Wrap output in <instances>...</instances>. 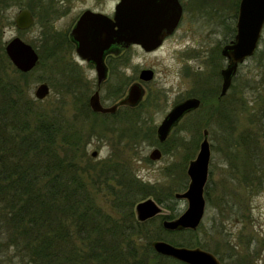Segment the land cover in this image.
Listing matches in <instances>:
<instances>
[{"label":"rangeland","instance_id":"obj_1","mask_svg":"<svg viewBox=\"0 0 264 264\" xmlns=\"http://www.w3.org/2000/svg\"><path fill=\"white\" fill-rule=\"evenodd\" d=\"M19 1L21 5L3 11L5 14L3 13L4 18L2 17L1 22L2 39L6 45L8 41L19 37L33 47L36 45L39 48L42 44L43 32L47 34L53 29L55 32L66 33L67 39L69 31L83 11L90 9L112 17L119 2V0ZM180 2L184 8L182 21L162 46L155 51L146 52L140 46L132 45L125 54L128 59L126 64L114 68L108 81L100 88L103 104L111 106L115 101L108 97V89L117 87L120 92L124 90L123 98L134 82L142 84L144 96L135 115V123L141 131L137 134L124 132L132 121L131 112H120L118 118H113L116 123L110 118L100 117L99 120L107 121L106 126L114 123V126L109 127L112 131L122 127L123 131L113 133L108 132L107 128L108 131L104 130L94 135L83 130L84 140L88 142L86 153L97 162L118 160L119 165L129 168L144 183L162 188L166 193L169 192V188L173 190L172 198L165 197V203H159L155 196H148L142 200L152 198L162 208L161 214L149 219L151 222L146 229L151 233L154 227L162 225V217L172 215L171 219H175L186 211L187 200L177 199L175 194L186 191L188 187V164L196 158L203 139V130L207 129L211 143V159L205 188V214L197 230L189 231L190 233L186 230L187 233L177 239L184 244H192V246L183 244L181 246L200 247L217 254L218 258H222L223 264H264V54L262 52L264 28L256 54L239 66L233 80L234 88L228 91L230 93L228 103L237 109V115L230 129L233 134L230 141H235L237 144L242 136L246 137L245 141L254 139L255 144L250 143L249 146L244 147L248 155L240 144L226 147L227 140L222 138L216 124L197 128L196 117L182 121L180 127L171 133V138L165 143H160L157 139L158 126L176 103L189 97H196L192 94L198 90L212 88L216 70L219 69L221 72L227 64L226 59L221 55V49L233 40L236 34L233 30H236L238 17L239 7L235 5L237 0H180ZM30 4L37 11L35 24L30 29L21 31L16 28L14 20L17 13ZM43 10L46 15L42 13ZM38 47L34 48L40 56L42 48L39 50ZM55 54H57L55 57L46 58L45 64L40 65L29 78L27 77L28 85L26 79L21 78V80L25 83L28 98L36 109H43L50 115L59 113L64 119L80 122L75 118L80 103H77L72 93H65L66 80L60 67L65 68V63H73L81 70L83 85L78 86L76 90L85 91L88 100L97 89L94 67L83 61L77 55L75 48L67 46L64 38H62V51L58 50ZM142 69H152L154 78L149 82L140 81L139 73ZM18 75L19 73L13 74L14 77ZM43 82L48 83L50 94L45 99L38 100L34 93L38 85ZM125 82L128 84L125 85ZM221 82L220 77L216 82L219 94ZM153 136L157 142H154ZM161 144L164 146H160ZM155 148L162 152L159 160L149 158ZM95 151L98 155L93 157L92 153ZM112 184L116 188L119 187L116 182ZM96 191L99 192L98 204L108 211L112 200L110 190L108 188L102 190V185L97 184ZM134 212L137 219L135 208ZM144 236L141 237L143 240H145ZM164 241L171 243L169 240ZM137 243L139 247L144 245L143 241L141 243L137 240ZM21 260L13 249L9 248L8 251L0 249V264H19L22 263ZM158 260L154 262L163 264Z\"/></svg>","mask_w":264,"mask_h":264},{"label":"trees","instance_id":"obj_2","mask_svg":"<svg viewBox=\"0 0 264 264\" xmlns=\"http://www.w3.org/2000/svg\"><path fill=\"white\" fill-rule=\"evenodd\" d=\"M239 1L235 3L237 8ZM17 5H21V1L0 0V249H13L22 259L19 264H158L154 262L156 259L163 264H185L157 254L151 242L163 239L177 246H192L177 239L187 231H166L160 224L150 233L146 227L151 221H138L134 212L136 204L148 196L165 203V197L172 198L173 190L169 188L166 193L162 188L144 183L129 168L119 165L118 160L97 162L86 153L88 142L84 140L83 130L94 135L107 128L108 132H122L123 127L113 131L109 128L114 126L113 118H118L120 112H131V122H134H130L124 132H140L135 123L138 106L120 107L115 114L94 113L87 93L76 90L83 85L81 70L73 63H65V68L60 67L66 80L65 93H72L80 103L75 117L80 122L36 109L21 78L26 79L28 85L27 79L45 64L46 58L62 51V38L67 46L74 48V45L71 39H66V33L53 29L47 34L43 32L41 47L34 46L42 48L36 68L28 73L17 71L5 53L1 31L3 11ZM27 8L36 17L35 7L30 4ZM42 13L46 15L44 10ZM262 52L264 54V50ZM125 60L126 63L128 59L125 57ZM216 71L212 88L192 94L201 100L200 107L182 121L196 117L197 128L216 124L228 148L255 144L254 139L245 141V136L237 139V144L230 141L237 109L228 103L230 93L224 97L218 93L216 82L221 76L219 69ZM15 73H19L18 77L13 76ZM233 88L234 84L230 90ZM123 91L115 87L108 89L107 94L116 102L122 98ZM100 117L115 122L106 126L107 121L99 120ZM170 138L171 135L167 140ZM154 142H157L155 137ZM244 152H247L245 148ZM97 184L102 185V190H110L112 200L108 211L98 204ZM171 218L172 215L164 216L161 223ZM143 235L145 240L141 238ZM137 240L144 245L139 247ZM219 260L222 263L221 257Z\"/></svg>","mask_w":264,"mask_h":264},{"label":"water","instance_id":"obj_3","mask_svg":"<svg viewBox=\"0 0 264 264\" xmlns=\"http://www.w3.org/2000/svg\"><path fill=\"white\" fill-rule=\"evenodd\" d=\"M182 16L183 5L180 0H119L113 17L102 12L85 10L79 16L70 36L76 43L77 55L95 66L100 85L107 75L105 57L114 47L126 49L138 45L146 52L155 51L175 32ZM14 22L17 29L25 31L34 25L35 18L30 10L21 9ZM263 28L264 0H240L236 34L221 49V55L227 61L220 72L221 97L226 96L230 90L239 66L255 54ZM5 53L15 69L22 73L32 71L40 59L37 50L19 37L6 43ZM153 78L152 69H142L139 73L140 81L149 82ZM49 94L50 87L46 82L40 83L34 93L38 100L45 99ZM143 96L142 84L134 82L119 103L104 106L99 90H96L89 98V106L94 112L113 114L120 105L136 107ZM200 105L201 100L197 97H189L176 103L157 128L158 141L164 143L184 117L196 111ZM97 155L96 151L92 153L93 157ZM161 157L162 152L158 148L149 155L151 160H159ZM210 159L209 131L204 129L196 158L188 164V187L186 191L175 194L177 199H186L188 207L179 217L163 220L162 226L165 230L195 231L201 225L206 208L205 188ZM161 210L152 198L139 202L135 207L137 220L140 222L156 217L161 214ZM151 245L157 254L185 264H222L215 254L200 247L176 246L164 240H155Z\"/></svg>","mask_w":264,"mask_h":264},{"label":"flooded vegetation","instance_id":"obj_4","mask_svg":"<svg viewBox=\"0 0 264 264\" xmlns=\"http://www.w3.org/2000/svg\"><path fill=\"white\" fill-rule=\"evenodd\" d=\"M23 9H28V8H23ZM28 10H30V9H28ZM87 10H90V9H87ZM31 11V10H30ZM84 12V11H83ZM82 12V13H83ZM32 13V12H31ZM81 13V14H82ZM183 13H184V8H183ZM33 14V13H32ZM33 16H34V14H33ZM113 17V16H112ZM34 18H35V16H34ZM182 18H183V16H182ZM78 20V19H77ZM181 21H182V19H181ZM181 21H180V23H181ZM77 22V21H76ZM76 22H75V24H76ZM179 23V24H180ZM35 24V23H34ZM74 24V25H75ZM74 25H73V27H74ZM73 27H72V29H73ZM30 29V28H29ZM71 29V30H72ZM28 30V29H27ZM71 30L69 31V39H71V41H72V43H73V45H74V48L76 49V43L74 42V40L71 38V36H70V33H71ZM131 47V46H130ZM129 47V48H130ZM127 50H128V48H126V49H122V48H117V47H114L113 48V50L112 51H110V53L109 54H107L106 55V57H105V65H106V69H107V75H106V79L99 85L98 84V76H97V72H96V69H95V66L92 64V63H89V62H87L89 65H92L93 67H94V70H95V73H96V81H97V89L96 90H99V94H100V88H101V86H103L107 81H108V79H109V77L111 76V74L113 73L112 71L114 70V68H116L117 66H122V65H124V64H126L125 63V54H126V52H127ZM76 51V50H75ZM124 55V56H123ZM83 60V59H82ZM83 61H85V60H83ZM115 61L117 62V61H119V63L118 64H115ZM86 62V61H85ZM95 90V91H96ZM94 91V92H95ZM93 94V93H92ZM124 98V97H123ZM123 98H121L120 100H122ZM100 99H101V95H100ZM120 100H118V101H116V102H114L115 104H117V103H119V101ZM101 103L103 104V102H102V99H101ZM88 104H89V100H88ZM104 105V104H103ZM114 105V104H113ZM104 106H106V105H104ZM112 106V105H111ZM90 107V106H89ZM120 107H129V106H124V105H120L119 107H118V109L120 108ZM91 109V108H90ZM118 109L116 110V112L118 111ZM92 110V109H91ZM93 111V110H92ZM94 112V111H93ZM115 112V113H116ZM94 113H97V112H94ZM115 113H113V114H115ZM99 114H102V113H99ZM103 115H107V114H103Z\"/></svg>","mask_w":264,"mask_h":264}]
</instances>
